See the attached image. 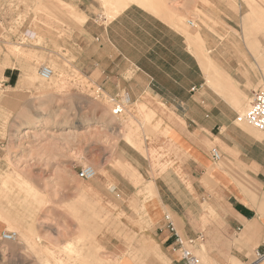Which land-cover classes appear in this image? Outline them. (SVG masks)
Returning a JSON list of instances; mask_svg holds the SVG:
<instances>
[{"label": "rangeland", "instance_id": "374dc122", "mask_svg": "<svg viewBox=\"0 0 264 264\" xmlns=\"http://www.w3.org/2000/svg\"><path fill=\"white\" fill-rule=\"evenodd\" d=\"M153 1L0 0V236L8 231L18 236L14 243L0 240V264H101L95 259H115L121 253L142 264L169 263L167 242L158 245L151 239V234L160 237L152 221L146 219L142 227L124 222L130 221V214L139 215L140 201L150 217L154 194L147 187L155 178L171 173L180 187L178 198L190 200L192 184L200 194L195 185L201 171L192 170L177 142L182 135L179 125H183L179 117L151 95H133L130 100L122 92L118 95L120 81L100 78L92 65L90 37L94 23L111 21L130 3L153 4L157 11L160 0ZM241 2V15L250 13L247 22L256 36V49H251L256 64L246 65L259 74L253 93L264 89V0ZM162 6L167 11V5L162 2ZM174 19L169 23L176 24ZM175 20L187 35L197 36L200 26L208 30L216 26L199 12ZM28 33L35 36L30 38ZM214 49L203 48L216 65ZM42 66L53 72L48 81L38 75ZM6 67L13 73L8 80L2 74ZM243 97L236 123L251 135L264 137V132L238 121L251 99ZM118 106L122 111L113 114ZM38 119L43 125L20 133ZM130 130H135L134 147L126 141ZM123 154L139 161L140 173L126 163ZM210 162L215 167L225 161L221 156L219 162ZM84 167L95 170L94 179L78 177ZM143 188L147 194L141 193ZM198 198L214 199L207 194L194 196ZM137 228H142L138 234L133 232ZM125 229L126 239L105 238L109 232L120 237ZM202 241L203 236L194 254L198 264H208L204 247H199ZM68 243L73 244V253ZM120 245L118 253H112L111 248Z\"/></svg>", "mask_w": 264, "mask_h": 264}, {"label": "crops", "instance_id": "0c3cea01", "mask_svg": "<svg viewBox=\"0 0 264 264\" xmlns=\"http://www.w3.org/2000/svg\"><path fill=\"white\" fill-rule=\"evenodd\" d=\"M155 8L153 4L142 7L130 3L111 21L94 23L95 29L90 30L92 65L100 78L122 83L121 87L117 84L118 95L122 92L130 100L133 95H151L180 118L182 135L177 142L183 146L192 170L201 171L195 185L200 194L192 184V193L187 192L193 198L181 200L177 196L180 187L171 173L155 178L147 187L154 194L150 217L145 216V205L140 201L139 215L130 214V221L124 223L142 227L146 219L152 221L160 237L151 234V239L158 245L167 242L168 264L185 263L174 248L165 215L170 216L181 237L203 236L199 247H204L208 264H249L264 240V137L244 131L235 119L243 96L251 98L259 80V74L246 66L256 64L251 51L252 47L256 49V36L247 22L250 13L242 17L241 0H160V9ZM197 12L216 26L211 30L200 26L197 36L183 33L175 19L191 18ZM173 17L177 25L169 23ZM203 46L215 48L216 65ZM115 67L120 69L115 71ZM2 74L8 80L12 69L4 68ZM221 86L224 90L217 91ZM174 123L170 122L169 127ZM213 147L225 161L222 166L213 167L210 162ZM122 157L140 173L138 160L129 154ZM141 193L147 194L146 189ZM206 194L214 199H194ZM141 229L133 232L138 234ZM112 234L107 233L105 238L123 240L129 233L125 229L120 237ZM121 246L111 248L112 253H118Z\"/></svg>", "mask_w": 264, "mask_h": 264}, {"label": "built area", "instance_id": "2783aa9c", "mask_svg": "<svg viewBox=\"0 0 264 264\" xmlns=\"http://www.w3.org/2000/svg\"><path fill=\"white\" fill-rule=\"evenodd\" d=\"M187 24L191 27L194 24L191 21H187ZM38 75L42 80L48 81L51 79L53 72L50 68L42 66L39 68ZM238 121H245L247 124L251 125L258 131L264 132V89H258L254 91L251 95L249 108L241 116ZM211 157L214 161H219L221 155L216 148L210 150ZM96 176V173L91 167H84L80 170L78 177L82 180H92ZM164 220L167 224L168 231L174 237L175 250L179 255L181 261L185 264H198L199 260L194 254V247L197 245V241L202 238V236L193 238H183L181 237L170 218L169 215L164 216ZM17 234L15 232H3L0 236L2 242L14 243L17 240ZM262 249H257L254 251L252 256V261L249 264H258L264 261V240L261 241Z\"/></svg>", "mask_w": 264, "mask_h": 264}, {"label": "bare ground", "instance_id": "6f19581e", "mask_svg": "<svg viewBox=\"0 0 264 264\" xmlns=\"http://www.w3.org/2000/svg\"><path fill=\"white\" fill-rule=\"evenodd\" d=\"M107 2H109V3H111V0H107ZM69 6V5H68ZM40 8H41V6H40ZM44 8V7H43ZM42 9V8H41ZM49 9V8H48ZM51 9H53V8H51ZM56 9V8H55ZM54 10V9H53ZM121 11V10H120ZM119 10H118V12H120ZM59 13V12H58ZM55 15H56V13H55ZM55 17V16H54ZM57 19V18H56ZM55 19V20H56ZM83 20V19H82ZM31 32V31H30ZM34 32V31H33ZM28 36L30 37V38H32V37H34L35 36V34L34 33H28ZM192 36H196L195 34H192ZM19 52V51H18ZM6 68H8V67H6ZM224 90V87L223 86H221V87H219L218 89H217V91H223ZM122 110H121V108H120V106H118L116 109H114L113 111H112V113L113 114H117V113H119V112H121ZM149 114V113H148ZM144 119V118H143ZM47 120V119H46ZM36 121V120H35ZM144 121V120H143ZM46 124V123H45ZM26 125V124H25ZM41 125H43V122L41 121V120H37V123L36 124H34V122H31L30 124H28L27 125V127H25V128H23L21 131H20V133L21 134H26V133H28V131L27 132H24L25 131V129L27 130L28 128H35V127H40ZM134 133H135V130H130V132H129V134H128V136H126V141H127V143L130 145V146H132V147H134L135 146V140H134ZM141 144V143H140ZM95 171V170H94ZM68 246L69 247H71L69 250H70V252L71 253H73L74 252V246H73V244H71V243H68ZM130 256V257H129ZM128 256V258H125V254L124 253H121V254H119L118 256H117V258H115V259H109V260H105V259H100V258H96L95 259V261L96 262H98V263H101V264H142L141 262H139V261H136L131 255H129Z\"/></svg>", "mask_w": 264, "mask_h": 264}]
</instances>
